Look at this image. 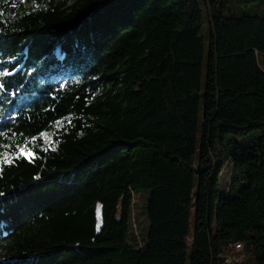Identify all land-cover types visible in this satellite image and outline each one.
<instances>
[{"label":"trees","instance_id":"1","mask_svg":"<svg viewBox=\"0 0 264 264\" xmlns=\"http://www.w3.org/2000/svg\"><path fill=\"white\" fill-rule=\"evenodd\" d=\"M235 242L264 264V0H0V264Z\"/></svg>","mask_w":264,"mask_h":264},{"label":"rangeland","instance_id":"2","mask_svg":"<svg viewBox=\"0 0 264 264\" xmlns=\"http://www.w3.org/2000/svg\"><path fill=\"white\" fill-rule=\"evenodd\" d=\"M231 171V165L224 167L220 176L221 190H224L226 184L229 182ZM149 193V189L141 188L133 194V215L135 217L136 232H138L139 235H146L149 229V220L146 215Z\"/></svg>","mask_w":264,"mask_h":264},{"label":"built area","instance_id":"3","mask_svg":"<svg viewBox=\"0 0 264 264\" xmlns=\"http://www.w3.org/2000/svg\"><path fill=\"white\" fill-rule=\"evenodd\" d=\"M227 253L221 255L227 264L242 263L247 259V254L242 242H235L228 246Z\"/></svg>","mask_w":264,"mask_h":264},{"label":"snow or ice","instance_id":"4","mask_svg":"<svg viewBox=\"0 0 264 264\" xmlns=\"http://www.w3.org/2000/svg\"><path fill=\"white\" fill-rule=\"evenodd\" d=\"M20 155L29 156L30 153L24 152V150L21 149L20 153L18 154V158H19Z\"/></svg>","mask_w":264,"mask_h":264}]
</instances>
